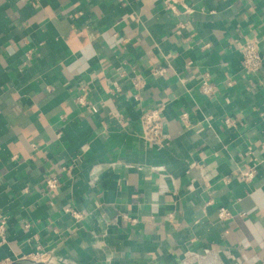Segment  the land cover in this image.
<instances>
[{
  "label": "crops",
  "instance_id": "0c3cea01",
  "mask_svg": "<svg viewBox=\"0 0 264 264\" xmlns=\"http://www.w3.org/2000/svg\"><path fill=\"white\" fill-rule=\"evenodd\" d=\"M251 38L264 53V0H0V264H264ZM156 107L162 147L141 137Z\"/></svg>",
  "mask_w": 264,
  "mask_h": 264
},
{
  "label": "built area",
  "instance_id": "2783aa9c",
  "mask_svg": "<svg viewBox=\"0 0 264 264\" xmlns=\"http://www.w3.org/2000/svg\"><path fill=\"white\" fill-rule=\"evenodd\" d=\"M118 2H124L126 0H116ZM242 53V69L246 74H252L260 70L264 62V53L260 50L259 41L256 38L247 39L240 44ZM164 72L163 68L152 69L151 74L154 76L160 75ZM140 80L137 78L134 84L138 85ZM231 84V83H230ZM215 86L211 83L208 77H203L200 85V91L204 95H212L215 93ZM120 86L118 83H114L112 92L118 93ZM87 91L86 88H82V92L78 96L77 100L80 104H86ZM140 121L142 125L141 137L156 147H162L165 142L163 115L160 108H145L140 114ZM227 124H231V121L227 118ZM264 148V145H263ZM256 175V169L254 167L240 171L239 177L246 182L251 181ZM61 184L60 177L58 175H49L45 179V189L48 193H52ZM69 210V209H67ZM231 215L229 209L223 207L219 210V217L226 219ZM8 217L3 216L0 218V243L6 240V224ZM26 227L28 224L25 225Z\"/></svg>",
  "mask_w": 264,
  "mask_h": 264
},
{
  "label": "water",
  "instance_id": "95a60500",
  "mask_svg": "<svg viewBox=\"0 0 264 264\" xmlns=\"http://www.w3.org/2000/svg\"><path fill=\"white\" fill-rule=\"evenodd\" d=\"M9 264H45L42 261H36L32 259H17Z\"/></svg>",
  "mask_w": 264,
  "mask_h": 264
},
{
  "label": "rangeland",
  "instance_id": "374dc122",
  "mask_svg": "<svg viewBox=\"0 0 264 264\" xmlns=\"http://www.w3.org/2000/svg\"><path fill=\"white\" fill-rule=\"evenodd\" d=\"M37 261V260H36Z\"/></svg>",
  "mask_w": 264,
  "mask_h": 264
}]
</instances>
